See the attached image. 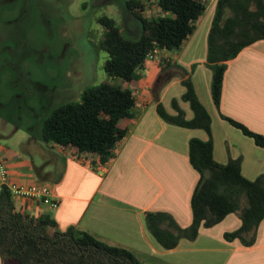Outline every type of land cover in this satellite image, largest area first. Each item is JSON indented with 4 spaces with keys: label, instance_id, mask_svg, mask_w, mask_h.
<instances>
[{
    "label": "crops",
    "instance_id": "obj_1",
    "mask_svg": "<svg viewBox=\"0 0 264 264\" xmlns=\"http://www.w3.org/2000/svg\"><path fill=\"white\" fill-rule=\"evenodd\" d=\"M217 1L205 3L193 32L179 50H159L131 82L108 77L107 82L130 90L135 100L132 117L119 124L126 133L110 161L101 163L97 157L47 147L26 134L18 136L22 152L0 143L5 184H46L58 204L52 210L38 201L13 197L17 211L49 213L59 229L73 227L106 245L125 249L139 264H264V220L249 247L239 240L224 239L225 232L241 226L240 218L230 214L216 226L202 228L196 239H180L171 250L161 247L145 220L146 214L159 212L172 216L182 228L191 224L190 200L199 179L189 162L191 139L211 140L218 164L239 158L241 174L248 180L264 174V149L223 118L264 136V40L227 61L217 108L207 65V41ZM144 8L141 14L147 19L167 16L155 0L144 3ZM127 30L138 36L134 19ZM186 79L210 116V134L169 124L157 113L161 104L166 114L176 116L172 107V100H176L185 120L193 118L189 103L182 100V81ZM0 264L19 263L0 256Z\"/></svg>",
    "mask_w": 264,
    "mask_h": 264
},
{
    "label": "trees",
    "instance_id": "obj_2",
    "mask_svg": "<svg viewBox=\"0 0 264 264\" xmlns=\"http://www.w3.org/2000/svg\"><path fill=\"white\" fill-rule=\"evenodd\" d=\"M153 0H126L124 11L137 22L139 34L125 39L114 20L104 17L103 47L107 57L104 72L111 79L131 82L154 48L177 51L193 32L209 0H155L167 16L147 19L144 3ZM255 4L256 9H252ZM264 40V0H218L208 35L207 65L212 72L211 96L218 108L227 61L245 47ZM182 100L189 103L193 118L185 120L177 101L172 100L176 116H169L161 104L157 113L167 123L210 134L211 119L198 101L190 80L182 81ZM135 106L133 93L111 82L86 89L79 102L55 108L43 121L40 140L47 147L57 146L77 155L110 161L125 136L120 122L131 118ZM264 149V136L223 117ZM212 141H189V162L198 173L190 207L192 221L182 228L166 213H148L146 225L165 250L175 248L180 239L194 240L199 231L212 228L226 216L239 213L241 226L225 232L226 241L239 240L249 247L264 220V174L248 180L241 174V160L218 164L213 159ZM0 256L19 264H139L127 250L106 245L73 227L59 229L49 213L31 215L17 211L6 186L0 189Z\"/></svg>",
    "mask_w": 264,
    "mask_h": 264
},
{
    "label": "rangeland",
    "instance_id": "obj_3",
    "mask_svg": "<svg viewBox=\"0 0 264 264\" xmlns=\"http://www.w3.org/2000/svg\"><path fill=\"white\" fill-rule=\"evenodd\" d=\"M125 1L0 0V143L22 152L19 135L40 140L51 111L110 81L100 20L134 39Z\"/></svg>",
    "mask_w": 264,
    "mask_h": 264
},
{
    "label": "built area",
    "instance_id": "obj_4",
    "mask_svg": "<svg viewBox=\"0 0 264 264\" xmlns=\"http://www.w3.org/2000/svg\"><path fill=\"white\" fill-rule=\"evenodd\" d=\"M160 49L154 48L150 53L145 57V61L153 60L157 56ZM0 180L3 183V186H6L12 197H20L29 200H35L48 206L50 209L57 208L58 204L55 200L51 198V191L46 184H33L29 186H17V185H6V171L2 162H0ZM1 189V187H0Z\"/></svg>",
    "mask_w": 264,
    "mask_h": 264
}]
</instances>
